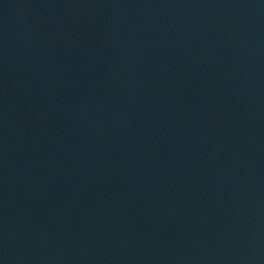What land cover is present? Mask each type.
I'll return each mask as SVG.
<instances>
[{"label": "water", "instance_id": "95a60500", "mask_svg": "<svg viewBox=\"0 0 264 264\" xmlns=\"http://www.w3.org/2000/svg\"><path fill=\"white\" fill-rule=\"evenodd\" d=\"M0 264H264V0H0Z\"/></svg>", "mask_w": 264, "mask_h": 264}]
</instances>
